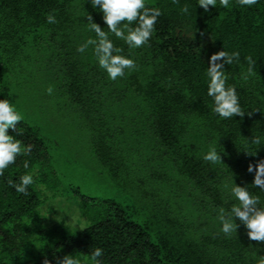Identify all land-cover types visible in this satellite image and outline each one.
Segmentation results:
<instances>
[{
    "label": "trees",
    "instance_id": "trees-1",
    "mask_svg": "<svg viewBox=\"0 0 264 264\" xmlns=\"http://www.w3.org/2000/svg\"><path fill=\"white\" fill-rule=\"evenodd\" d=\"M146 2L161 9L155 31L137 49L110 36L136 61L111 81L91 46L76 50L94 36L88 13L105 26L88 0H0V99L22 115V136L9 134L33 145L0 176V264L65 254L91 264L93 247L103 249L102 264H255L264 255V243L249 240L243 225L225 235L216 219L219 207L236 202L226 187L232 180L264 204L247 171L264 158V0H230V9L210 6L208 13L195 0ZM49 12L55 24L46 22ZM191 27L203 34L193 36ZM223 48L240 53L224 67L243 117L210 111L205 71ZM247 56L255 62L251 74ZM251 137L261 143L249 144ZM209 147L221 162L202 160ZM24 172L34 183L21 194L6 181ZM78 173L102 187L85 191L73 182ZM45 190L78 203L84 226H45Z\"/></svg>",
    "mask_w": 264,
    "mask_h": 264
},
{
    "label": "clouds",
    "instance_id": "clouds-1",
    "mask_svg": "<svg viewBox=\"0 0 264 264\" xmlns=\"http://www.w3.org/2000/svg\"><path fill=\"white\" fill-rule=\"evenodd\" d=\"M91 8L101 15L104 27L94 21L93 16L88 13L87 30L94 33L83 43L77 46V52L83 53L91 46L92 54L99 69L106 73L107 79L117 80L125 75V70H132L136 66V61L130 56L123 54L124 49L114 44L110 36H114L124 42L129 49H137L149 43L152 37L158 18L161 16V9L156 6H148L146 0H88ZM239 6H251L257 0H236ZM214 9H230V0H195V7L203 9L204 13L209 12V7ZM181 13L187 14V5L180 9ZM46 22L55 24L56 16L46 13ZM105 28L107 31H105ZM239 51H227L224 48L213 53L208 60L206 67V94L211 98V113L221 119L243 117L245 110L240 103V96L237 88L233 84H228L225 65H231L233 61H238ZM248 62L247 73L253 72L255 63L251 56L245 57ZM247 79V76L244 77ZM48 94L53 92L52 87L46 89ZM256 111V110H253ZM251 115V112L248 113ZM22 121V115L16 110L14 103L7 97L0 99V176L9 165L15 164L18 156L27 157L32 152L33 145L24 143L9 134L13 130L22 136V131L17 127ZM249 144H260V138L251 137ZM251 155V154H250ZM202 160L215 164L221 162V153L215 147H209L202 154ZM23 167L29 168V161H23ZM247 171L253 173L251 186L264 193V158L253 164L250 162ZM6 183L16 192L26 194L28 186L34 183L32 172L19 174L17 179H7ZM249 185L240 186L232 180L229 188L231 197L236 201L230 208L219 207L216 219L219 222V231L225 235L236 233L237 228L243 225L249 240L264 243V204H261L260 197L249 190ZM62 221L63 215H58ZM71 218V223L75 216L71 213L67 215ZM57 217V216H56ZM239 221V223H237ZM103 249L93 247L88 252L91 264H102ZM82 264V259L73 254H65L62 257L53 256V260L46 257L42 264ZM255 264H264V255H258Z\"/></svg>",
    "mask_w": 264,
    "mask_h": 264
},
{
    "label": "rangeland",
    "instance_id": "rangeland-1",
    "mask_svg": "<svg viewBox=\"0 0 264 264\" xmlns=\"http://www.w3.org/2000/svg\"><path fill=\"white\" fill-rule=\"evenodd\" d=\"M191 31L193 36H199L202 33V31L193 27H191ZM73 182L76 185L82 186L85 191L89 192H94L96 188L102 187L100 183L94 181L92 176H83V174L80 173H78L77 177L73 178ZM43 198L45 200L40 207L39 214L45 226H52L59 222H64L65 224L78 228L84 226V218L81 216L78 203L75 201L71 202L65 196L56 195L55 197H51V193L46 190L43 192ZM70 213L75 216V219L71 223H68L71 218L67 215ZM58 215H63L62 221L56 220L60 219Z\"/></svg>",
    "mask_w": 264,
    "mask_h": 264
}]
</instances>
